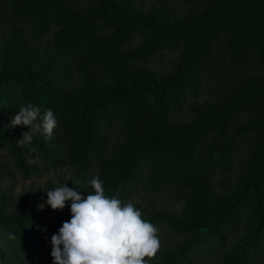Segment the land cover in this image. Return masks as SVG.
<instances>
[{"label":"trees","instance_id":"trees-1","mask_svg":"<svg viewBox=\"0 0 264 264\" xmlns=\"http://www.w3.org/2000/svg\"><path fill=\"white\" fill-rule=\"evenodd\" d=\"M178 1L181 13L137 0H0V264H52L70 204L38 205L62 184L87 194L97 174L106 196L142 194V219L180 237L150 264L262 262L264 0ZM170 57L169 73L153 70ZM217 79L229 96L202 101ZM29 103L58 126L21 146L30 126L10 118ZM51 171L62 173L36 193L5 184ZM164 192L183 202L180 217L152 201Z\"/></svg>","mask_w":264,"mask_h":264},{"label":"clouds","instance_id":"clouds-1","mask_svg":"<svg viewBox=\"0 0 264 264\" xmlns=\"http://www.w3.org/2000/svg\"><path fill=\"white\" fill-rule=\"evenodd\" d=\"M38 121V122H37ZM11 127L30 126L16 142L24 146L35 134L51 139L58 119L51 108L22 105L10 118ZM104 181L94 175L87 181V194L65 184L45 191V203L52 210H63L70 204L71 219L64 221L51 236L52 264H150L145 257H154L160 247L159 229L142 219V213L131 202L117 195L106 196ZM46 231V229H44Z\"/></svg>","mask_w":264,"mask_h":264},{"label":"rangeland","instance_id":"rangeland-1","mask_svg":"<svg viewBox=\"0 0 264 264\" xmlns=\"http://www.w3.org/2000/svg\"><path fill=\"white\" fill-rule=\"evenodd\" d=\"M139 3H142L145 5L146 9L152 8L155 6H162L166 11L175 12V13H181L183 11V5L178 0H137ZM173 57H170L166 59L161 64L154 67V71L159 73H169L172 68L174 67L175 62L173 61ZM1 60V59H0ZM223 83L220 82L218 79L215 80L212 83V86L206 90L202 97V101L208 102L210 100L216 99L223 88H225V85H222ZM228 91L218 97L221 100L226 99L228 97ZM230 98V97H229ZM187 115H183V117L186 118ZM236 122H233V126H235ZM23 126V125H18ZM244 167V161L238 160V162L235 165V168L230 175V177H227L230 184H236V181L239 177V175L242 172V169ZM62 172H50L46 176L42 178H34L29 180H21V179H9L5 181V184H12L14 187V192L19 193L21 190H26L31 187V189L36 193L40 190V188L43 186V184L48 181H56L59 175ZM219 177L215 179L214 186L221 188ZM152 201L155 203V205L158 207V210L164 211L162 214H164L166 217H180L181 211L183 207L182 201H176L174 199V195H172L171 192H164L160 194L157 198H153ZM139 207H143L146 210H150L149 206L147 205V202L144 200V197L141 195L138 196L133 202ZM157 237L160 241V247L159 250H165V249H171L176 248L178 244L180 243V237H173L174 234L170 233V228L165 229L163 232H157ZM262 262L260 264H264V257H262ZM206 264H218V262L215 259L208 260Z\"/></svg>","mask_w":264,"mask_h":264}]
</instances>
